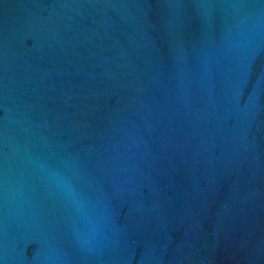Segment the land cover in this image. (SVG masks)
<instances>
[{"label":"water","instance_id":"water-1","mask_svg":"<svg viewBox=\"0 0 264 264\" xmlns=\"http://www.w3.org/2000/svg\"><path fill=\"white\" fill-rule=\"evenodd\" d=\"M0 264H264V0H0Z\"/></svg>","mask_w":264,"mask_h":264}]
</instances>
